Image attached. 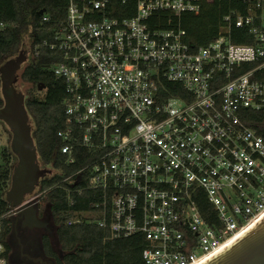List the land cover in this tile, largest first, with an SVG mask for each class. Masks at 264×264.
<instances>
[{"label":"built area","instance_id":"1","mask_svg":"<svg viewBox=\"0 0 264 264\" xmlns=\"http://www.w3.org/2000/svg\"><path fill=\"white\" fill-rule=\"evenodd\" d=\"M66 1L61 19L43 12L50 36L31 54L52 60L64 83L63 163L85 161L62 182L84 178L68 192L99 193L70 223L141 236L144 264L206 263L264 214V135L242 118L264 109V0H231L238 6L200 46L182 21L202 0ZM236 28L250 41L234 42ZM1 234L0 220V264H10Z\"/></svg>","mask_w":264,"mask_h":264},{"label":"trees","instance_id":"2","mask_svg":"<svg viewBox=\"0 0 264 264\" xmlns=\"http://www.w3.org/2000/svg\"><path fill=\"white\" fill-rule=\"evenodd\" d=\"M238 6L237 1L231 0H202V7L196 13L183 15V27L187 29L189 39L197 46L206 45L214 40L222 24V18L232 8ZM67 8L66 0H0V68L9 60L21 54L25 37H28L29 52L35 43L48 38L50 33L46 25L40 29L43 17L41 11L58 20L64 17ZM243 29L233 30V41L247 43L250 41ZM25 68L22 78L29 83L45 84L44 98H33L28 101L26 109L32 116L38 129L36 131V150L45 163L52 164L57 172L50 178L41 180V199L47 204L51 215L57 224V234L63 255H58L50 238H43V248L48 258H53L56 264H144L142 253L143 238L113 239L96 223H70L76 213L94 210L99 200V193L84 190L81 194L68 192V189L84 188L88 181L77 178L73 183L62 182L67 175L74 174L85 165V161L78 160L72 166H66L65 157L60 154L57 132L65 128L68 120L64 106V83L56 80L53 72L46 68L52 63L46 56L33 58ZM177 88V89H176ZM173 88L175 95L180 94L181 87ZM172 92V91H171ZM173 95V94H172ZM5 101L2 94V80L0 74V112L3 111ZM243 120L264 135V109L260 111L246 110ZM12 146L0 152V220L2 221L1 239L7 246V236L11 229V220L5 218L14 205L7 197L11 189L15 165L13 162ZM198 206L205 217L215 212L205 192L199 191L196 197Z\"/></svg>","mask_w":264,"mask_h":264},{"label":"water","instance_id":"3","mask_svg":"<svg viewBox=\"0 0 264 264\" xmlns=\"http://www.w3.org/2000/svg\"><path fill=\"white\" fill-rule=\"evenodd\" d=\"M26 54V50H23L18 57L9 60L0 68L2 94L5 101L0 117L4 118L13 132L11 146L18 157L8 197L14 205V210L21 209V213L25 214L33 225H44L47 221L38 219V209L35 204L24 201L27 195L33 193L40 180V163L31 132L30 116L22 104V93L15 84L17 73L26 59ZM44 88L45 84L39 85L40 90ZM204 264H264V217Z\"/></svg>","mask_w":264,"mask_h":264},{"label":"rangeland","instance_id":"4","mask_svg":"<svg viewBox=\"0 0 264 264\" xmlns=\"http://www.w3.org/2000/svg\"><path fill=\"white\" fill-rule=\"evenodd\" d=\"M24 41H26L24 43V46L21 49V52L23 50H26L27 55H30V57H32L31 53L29 52V42H28V37L26 36ZM20 52V53H21ZM20 54H18L19 56ZM17 56V57H18ZM31 61H27V62H22V66L21 69L18 71L17 76H16V80H15V84L17 86V88L20 90V92L22 93L23 99H22V104L26 107L27 103L29 100L33 99V98H38V99H43L44 98V89L40 90L37 87V84H33V83H29L26 82L23 78H22V74L25 70V68L30 64ZM30 121H31V132H32V136L34 138V142L35 144L37 143V137H36V131L38 129L37 126V122L36 120L30 116ZM12 140H13V132L10 129V127L6 124L4 118L0 117V152H2L4 149H10L11 145H12ZM13 162L14 164H16L18 162V158L16 157L15 154H13ZM39 163H40V180L39 183L36 185L33 193H31V195H28L26 198V201L31 200L32 196H37L38 197V201L36 202L37 204H35L36 207L39 206L40 211L43 213L44 215L50 214V223H49V230H45L44 233L49 234L52 242H53V246L55 248V250L57 251L58 255L62 256L63 252L61 250V246L58 240V234H57V224L54 220V217L51 215V213L47 210V204H45V202H43V200L41 199V197L43 196V192L41 191V180L45 179V178H50L51 176H53L56 172L57 169H55L52 164H47L45 163L43 160H41V156L39 154ZM7 197H8V193H7ZM48 211V212H47ZM84 218V215H76L74 216V218L72 219V221L74 220H78ZM13 215H9V219H12ZM37 239V238H36ZM38 240V239H37ZM8 242V241H7ZM10 243V242H9ZM50 264V263H49Z\"/></svg>","mask_w":264,"mask_h":264},{"label":"flooded vegetation","instance_id":"5","mask_svg":"<svg viewBox=\"0 0 264 264\" xmlns=\"http://www.w3.org/2000/svg\"><path fill=\"white\" fill-rule=\"evenodd\" d=\"M27 61H34L33 57L27 55L23 62ZM24 201H26V198ZM37 209L38 219L45 222L47 221L46 224L43 225L40 222L41 225H33L29 218L21 213V209L19 208L12 214L13 218L10 219L11 229L7 236L10 264H56L53 258H48L45 255L43 248V238L45 236H48L52 242L50 235L44 233L45 230H49L50 214L46 213L44 215V212L42 213L40 211L39 206ZM47 210L50 212L49 209Z\"/></svg>","mask_w":264,"mask_h":264},{"label":"bare ground","instance_id":"6","mask_svg":"<svg viewBox=\"0 0 264 264\" xmlns=\"http://www.w3.org/2000/svg\"><path fill=\"white\" fill-rule=\"evenodd\" d=\"M264 217V214L259 218V219H257L253 224L255 225L257 222H259L262 218ZM253 225V226H254ZM209 258V257H208ZM209 260V259H208Z\"/></svg>","mask_w":264,"mask_h":264}]
</instances>
